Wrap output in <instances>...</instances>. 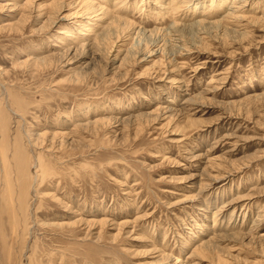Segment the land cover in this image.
Wrapping results in <instances>:
<instances>
[{
    "label": "rangeland",
    "instance_id": "rangeland-1",
    "mask_svg": "<svg viewBox=\"0 0 264 264\" xmlns=\"http://www.w3.org/2000/svg\"><path fill=\"white\" fill-rule=\"evenodd\" d=\"M238 1L0 0V264H264V0Z\"/></svg>",
    "mask_w": 264,
    "mask_h": 264
},
{
    "label": "bare ground",
    "instance_id": "bare-ground-1",
    "mask_svg": "<svg viewBox=\"0 0 264 264\" xmlns=\"http://www.w3.org/2000/svg\"><path fill=\"white\" fill-rule=\"evenodd\" d=\"M89 2V1H88ZM235 2V1H234ZM238 2H240V3H242L243 1H238ZM29 3V2H28ZM173 3H174V0H173ZM186 3V2H185ZM85 4H87V5H89L87 2L85 3ZM233 5V4H232ZM90 6V5H89ZM237 6V5H236ZM242 6V5H241ZM93 7V6H92ZM231 7V6H230ZM86 8V7H85ZM91 8V7H90ZM233 8H234V6H233ZM239 8H240V6H239ZM244 8V7H243ZM92 9H94L95 10V8H92ZM94 10H93V12H90L89 13V15H93V14H97L98 12H94ZM98 10V9H97ZM238 10V9H237ZM99 11H101V9L99 10ZM232 11H234V10H232ZM92 13V14H91ZM237 13V12H236ZM96 16V15H95ZM101 18L99 19V23H97L95 26H93V30H97V28H102L101 29V33H99V35H97L98 36V38H97V40H95V42L93 43V44H91L90 46L91 47H94L95 45H97V44H101L100 42L103 40V38L105 37V32L111 27L110 25L112 24V23H114V22H112L111 21V23H109L108 25H106V22H104V20H106V19H104V18H106L107 16H108V13H102L101 14ZM203 16V15H202ZM238 17V14L237 15H235V13H231V16H230V19H233V18H237ZM94 18V17H93ZM102 19V20H101ZM121 20V19H120ZM236 20V19H235ZM115 21V20H114ZM122 21V20H121ZM128 22V21H127ZM202 22V21H201ZM201 22H200V24H201ZM204 22V21H203ZM199 23V22H198ZM100 24V25H99ZM121 24V23H120ZM99 25V26H98ZM133 26V25H132ZM124 28H125V25L123 26ZM129 27H131V26H129ZM113 28V27H112ZM87 30V29H86ZM85 30V31H86ZM91 30V29H90ZM93 30H91L92 31V33L93 32H95V31H93ZM99 30V29H98ZM114 30V29H113ZM89 31V30H88ZM91 31H89V32H91ZM111 31V30H110ZM91 36V35H90ZM93 36V35H92ZM107 36V35H106ZM95 44V45H94ZM220 178V177H219ZM25 184H27V183H25ZM24 186V185H23ZM25 187V186H24ZM25 190H26V187H25ZM27 191V190H26ZM25 204V203H24ZM26 206V205H25ZM204 245V244H203ZM209 245V244H208ZM207 245V246H208ZM204 247H205V245H204ZM206 249V248H205ZM207 249H208V247H207ZM206 249V250H207ZM203 251H204V249H203ZM198 252V251H197ZM202 253V252H201ZM195 256V255H194ZM180 262V261H179ZM178 262V263H179Z\"/></svg>",
    "mask_w": 264,
    "mask_h": 264
}]
</instances>
